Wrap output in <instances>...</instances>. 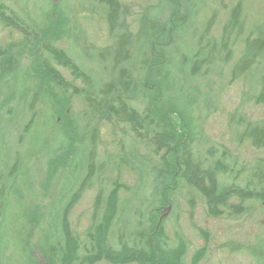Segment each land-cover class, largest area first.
Returning <instances> with one entry per match:
<instances>
[{
  "label": "rangeland",
  "instance_id": "obj_1",
  "mask_svg": "<svg viewBox=\"0 0 264 264\" xmlns=\"http://www.w3.org/2000/svg\"><path fill=\"white\" fill-rule=\"evenodd\" d=\"M153 1L120 0V26L114 33L107 30L103 7L97 0H0V7L34 29L45 24L49 13L60 15L65 25L48 46L63 50L100 87L117 77L111 53L120 35H128L131 42L130 61L122 67L136 74L133 67L146 49L143 35L137 33L138 22ZM237 1L204 0L194 12L197 35H190L182 43L176 39V45L185 44L188 50L207 26H211L208 38L218 40ZM240 1L245 30L232 44L230 63L205 68L193 79L172 70L167 74L169 84L164 82L162 87L165 93L172 90L168 101L177 104L179 123L185 130L182 135L190 142L194 159L204 166L221 161L227 167L226 174H219L223 184L235 181L257 189L255 173L263 167L264 151L251 148L241 133L247 123H264V108L252 104L264 76V58L236 83L230 82V71L244 53L245 38L264 22V0ZM210 18L213 23L207 24ZM33 50L17 32L0 24V71H13L9 78L0 73V170L20 167L16 184L4 190V204L0 206V219H6L8 225V249L0 255V264H42L45 260V245L52 229H56L50 225L59 219L62 206L76 188L64 176L70 168L67 158L78 142L75 135L81 129L96 138V175L91 188L81 194L68 214L71 232L77 238L84 241L89 230L96 194L101 190L103 195L109 193L117 183L121 186L120 205L110 226V244L137 234L147 237L161 224L166 246L180 241L185 244V264H190L201 250L204 255L198 264H264V211L260 202L249 204L250 209L240 216H228L223 209L224 214L209 217L202 199L176 180L175 185H167L161 192L170 203L160 204L151 197L154 181L147 165L154 162V157L149 149L135 140L125 125L116 123L105 112L93 113L78 98L71 99L66 109H59L54 94L61 93L57 87H43L36 102L33 129L25 140L18 139L30 118L27 103L38 88L33 77ZM62 74L71 79L68 73ZM75 85L81 86L79 82ZM127 102L138 112L153 108L135 95ZM69 142L75 145L59 158L62 151L58 145L64 147ZM74 164L75 167L77 162ZM79 169L73 172L77 176ZM236 203L235 199L230 201Z\"/></svg>",
  "mask_w": 264,
  "mask_h": 264
},
{
  "label": "trees",
  "instance_id": "obj_2",
  "mask_svg": "<svg viewBox=\"0 0 264 264\" xmlns=\"http://www.w3.org/2000/svg\"><path fill=\"white\" fill-rule=\"evenodd\" d=\"M203 1L154 0L138 22L137 33L143 35L146 49L141 54L138 64L133 67L137 70L136 74L122 67L130 61L131 42L128 35H120L116 38L111 53V64L116 68L117 77L100 87L96 85L97 80L83 72L63 50L48 46L65 25V20L59 18L60 15L49 13L45 24L34 29L21 23L14 14H6L3 7H0V24L17 32L23 43L34 49L33 56L36 58L33 77L38 81V88L30 100L28 98L26 112L30 114V118L18 139L22 141L30 135L36 117L37 98L41 90L44 91L43 87L49 89L52 85L61 92H54L59 109L61 107L66 109L71 99L78 98L93 113L105 112L116 123L125 125L130 135L149 149L154 157V162L147 165L150 177L154 181L151 197L160 204L163 201L169 202L167 198L165 200L162 198L163 189L167 185H175L176 180H179L202 199L209 217L224 214L223 209L227 211L228 216H240L244 211L247 212L250 209L249 204L254 202H260L264 211V164L262 163L261 171L255 173L257 189L251 184L240 186L235 181L229 184L221 183L219 174H226L227 167L221 161L204 166L205 163L194 159L190 152V142L182 135L185 130L179 123L181 121L176 110L177 104H169L168 101V94L172 90L169 89L166 91L169 92L165 93L162 87L164 82L169 84L167 74L172 70L181 71V75L193 79L205 68L216 64H229L232 60L233 42L244 35L242 4L238 0L230 9L228 23L223 27L218 40L208 38L211 26H207L199 34L196 43L185 50L186 45L181 43L196 33L194 12L199 10ZM97 3L103 7L107 30L114 33L120 26V0H97ZM206 23L212 24L213 20L210 18ZM176 39L181 41L178 46L175 43ZM263 58L264 22L245 38L244 53L230 71V82L236 83L241 80ZM8 68L11 67L7 66L6 69ZM62 72L68 73L71 79L67 80ZM0 73L8 78L13 76L12 70ZM75 82H79L81 86H76ZM50 91L53 93V89ZM134 95L144 101L147 100L148 105L153 106L152 110L138 112L131 108L127 99ZM154 98L156 99L153 100ZM252 104L264 108V76L259 80V91L257 90L252 98ZM78 132L75 135L77 145L72 142L67 146L65 144L64 147L58 145L62 151L58 155L59 158L65 155L73 144L76 147L74 153L67 158L70 168L64 176L75 183L76 188L62 206L59 219L55 220L53 226L50 225L56 229H52V236L47 240L44 249L45 260L43 259L42 264H185L184 256L187 249L185 244L180 241L172 247L166 246L162 239L161 224L154 227L147 237L137 234L127 240L118 238L116 245L109 243L110 226L120 205L118 194L121 186L117 183L109 193L103 195L104 192L101 190L96 194L94 214L84 241L71 232L69 211L81 194L91 188L96 175L93 164L96 158V138L85 129ZM241 135L251 148L264 151V123H247ZM77 156L80 158L79 161ZM75 162L77 165L74 167ZM76 168H80L76 170L78 176L73 173ZM19 169V166L13 165L0 170V206L4 204L8 186L13 185V182L16 184ZM232 199L237 203L230 204ZM6 225L7 220L0 219V255L8 249ZM203 255L204 250L199 251L190 264H198L197 260L199 261Z\"/></svg>",
  "mask_w": 264,
  "mask_h": 264
}]
</instances>
